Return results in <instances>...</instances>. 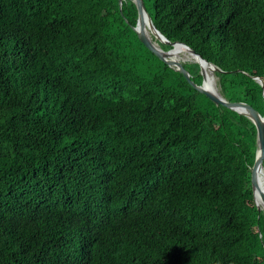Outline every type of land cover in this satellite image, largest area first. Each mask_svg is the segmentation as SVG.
<instances>
[{
    "label": "trees",
    "instance_id": "obj_1",
    "mask_svg": "<svg viewBox=\"0 0 264 264\" xmlns=\"http://www.w3.org/2000/svg\"><path fill=\"white\" fill-rule=\"evenodd\" d=\"M144 3L264 116V0ZM137 20L133 0H0V264H264L256 126Z\"/></svg>",
    "mask_w": 264,
    "mask_h": 264
},
{
    "label": "water",
    "instance_id": "obj_2",
    "mask_svg": "<svg viewBox=\"0 0 264 264\" xmlns=\"http://www.w3.org/2000/svg\"><path fill=\"white\" fill-rule=\"evenodd\" d=\"M120 10L124 0H118ZM138 10V20L136 26L132 29L136 32L139 40L161 61L177 72H180L185 77L186 81L197 91L208 97L216 105H222L230 110H233L248 119H250L257 129V152L254 165L251 170V184L254 193V199L259 211L264 210V187L260 185L259 175L264 173V116H262L250 104L242 101H228L216 89L206 83L207 74L205 66H209L215 73L221 71L217 66L205 60L199 53H197L190 46L182 42H172L168 40L153 24L152 18L148 13L144 0H133ZM161 45L170 46L171 49L164 50ZM181 46L184 48L187 55H189L194 62L200 66V73L202 75V84L198 85L192 80L191 74L185 69L184 62L181 57L175 52V47ZM253 79L258 82L263 89L264 94V80L260 76H254ZM264 182V175H263Z\"/></svg>",
    "mask_w": 264,
    "mask_h": 264
},
{
    "label": "bare ground",
    "instance_id": "obj_3",
    "mask_svg": "<svg viewBox=\"0 0 264 264\" xmlns=\"http://www.w3.org/2000/svg\"><path fill=\"white\" fill-rule=\"evenodd\" d=\"M175 52L181 56L183 53H186L184 48H182L181 46H176L175 47ZM206 69V74H207V81L206 83L209 85H212V87L215 88V78H214V74H213V70L211 68H209V66H205ZM263 175L264 173H261L259 175V180H260V185L262 186V188L264 187V182H263Z\"/></svg>",
    "mask_w": 264,
    "mask_h": 264
},
{
    "label": "rangeland",
    "instance_id": "obj_4",
    "mask_svg": "<svg viewBox=\"0 0 264 264\" xmlns=\"http://www.w3.org/2000/svg\"><path fill=\"white\" fill-rule=\"evenodd\" d=\"M180 57H181V59H182V61L184 63L185 62H194V60L189 55H187L186 53H183ZM213 74H214V72H213ZM214 78H215V85H216L215 87L219 91V88H218V80L215 77V74H214Z\"/></svg>",
    "mask_w": 264,
    "mask_h": 264
}]
</instances>
